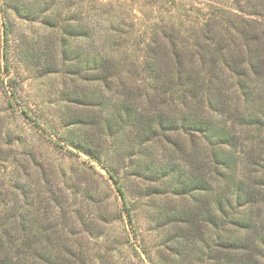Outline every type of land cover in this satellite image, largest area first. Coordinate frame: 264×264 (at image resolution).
<instances>
[{
    "label": "trees",
    "instance_id": "trees-1",
    "mask_svg": "<svg viewBox=\"0 0 264 264\" xmlns=\"http://www.w3.org/2000/svg\"><path fill=\"white\" fill-rule=\"evenodd\" d=\"M2 7L4 14L7 9ZM90 15L60 22L56 16L43 24L61 30L63 65L69 62L78 74L93 72L92 123L101 133L108 131L112 147H128L140 156L132 162L134 174L168 179L173 194L193 200L189 208L171 206L169 214L189 229L191 254L205 249L209 264H264V22L257 26L235 21L231 18L244 16H231L224 8L206 21L186 26L185 21L153 23L141 31L104 11ZM127 40L135 50L133 61L123 44ZM138 65L149 85L154 84L152 93L149 88L124 92L127 74L138 73ZM1 77L2 86H9L7 103L14 108V86ZM135 82L128 81L129 86ZM197 102L206 105L208 115L198 111ZM196 138L207 150L203 172L187 152L184 157L174 153L161 164L144 158L151 157L153 147L177 152L188 141L194 145ZM66 140L82 149L72 141L73 134ZM82 150L105 168L124 194L123 176L115 175L95 147ZM23 188L26 199L34 189ZM29 198L20 206L9 207L7 201L0 205V264H65L59 250L55 252L64 227L45 223L51 211L48 197L37 206ZM22 206L29 209L19 211ZM195 226L198 235L190 230ZM72 261L69 264H77Z\"/></svg>",
    "mask_w": 264,
    "mask_h": 264
},
{
    "label": "rangeland",
    "instance_id": "rangeland-1",
    "mask_svg": "<svg viewBox=\"0 0 264 264\" xmlns=\"http://www.w3.org/2000/svg\"><path fill=\"white\" fill-rule=\"evenodd\" d=\"M1 6L6 7V13ZM224 8L231 16H244L231 18L235 21L257 26L264 22V0H0V77L4 84L11 81L16 101V107H9V86L0 83V205L7 201L9 207L20 206L30 196L28 201L37 206L48 197L51 211L45 223L64 227L55 252L59 250L65 264L72 260L77 264L209 262L203 256L205 249L191 254L189 229L169 216L171 206L189 208L193 200L173 194L168 179L153 181L147 179H154L153 175L134 174L132 162L140 156L133 155L134 150L128 147L127 151L112 147L106 137L108 131L101 133L92 123L89 103L95 90L93 72L78 74L69 62L62 64L64 56L58 47L61 30L46 27L43 21L54 22L57 16L60 22L76 15L87 20L99 10L143 31L153 23L185 21L186 26L192 21H206ZM177 14L182 15L172 17ZM123 44L126 54H133V61L134 48L129 40ZM134 70L138 73L126 76L131 89L126 86L124 92L134 94L142 89L140 93H144L149 88L152 93L154 84L149 85L147 74L139 65ZM133 78L137 82L131 85L137 89L129 86ZM101 88L105 92L104 85ZM205 106L197 102L198 111L208 115ZM72 134L73 142L82 149L95 147L115 175L123 176L124 194L99 162L66 140ZM204 145L196 138L194 145L188 141L177 152L153 147L148 153L151 157L144 158L161 164L171 161L174 153L184 157L187 152L189 161L196 159L195 167L203 172L207 161ZM24 185L34 189L26 199ZM26 209L22 206L19 211ZM195 228L190 230L198 235ZM191 255L202 260L188 262L182 258Z\"/></svg>",
    "mask_w": 264,
    "mask_h": 264
}]
</instances>
